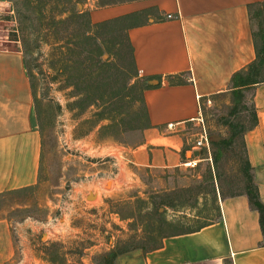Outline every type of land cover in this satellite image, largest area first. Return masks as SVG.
<instances>
[{
    "label": "rangeland",
    "instance_id": "rangeland-1",
    "mask_svg": "<svg viewBox=\"0 0 264 264\" xmlns=\"http://www.w3.org/2000/svg\"><path fill=\"white\" fill-rule=\"evenodd\" d=\"M5 1L0 5V48H19L24 52L44 152L37 186L0 195V218L8 221L14 239L12 252L4 264H104V256L112 251L143 249L139 247L150 251L159 247L165 236L196 229L217 219L220 191L225 196L245 191L242 134L226 147L220 161L222 177L216 182L217 203L211 196L198 194L211 190L204 178L209 168L216 172L213 167L216 147L212 144L211 151H202V161L196 167L183 165L151 172L127 164L121 152L145 139V129L126 130L133 119L128 112L135 109L131 99L122 103L125 113L118 118L125 122L111 132L114 136L101 137L99 127L94 128L96 107L88 106L92 98L87 97L85 103L82 100V93L87 95V86L84 82L82 89L67 86L64 67L54 56L52 37H56L57 30L47 25L48 18H60L68 0H49L47 5L44 3L47 0H34L31 6L26 0ZM78 8L82 9V3ZM263 9L252 12L259 46L260 35L264 34ZM65 27H59V34L68 36L74 27ZM103 59L110 60L104 74L109 94L124 87L133 91L135 80L129 79L117 59H110L109 53ZM68 73L73 80L82 79L79 67ZM261 78L264 79V74ZM245 94L237 114L231 113L234 107L231 91L202 101V116L211 142L232 136L230 122L246 128L252 124L254 88ZM192 155L190 152L189 157ZM188 188L193 190L187 195L189 201L176 194ZM168 196L175 198L179 206L177 210L167 208L165 213L172 225H162L163 229L151 232L159 225L156 212L166 210L161 203Z\"/></svg>",
    "mask_w": 264,
    "mask_h": 264
},
{
    "label": "crops",
    "instance_id": "crops-1",
    "mask_svg": "<svg viewBox=\"0 0 264 264\" xmlns=\"http://www.w3.org/2000/svg\"><path fill=\"white\" fill-rule=\"evenodd\" d=\"M260 2L82 0L93 23L127 18L140 78L154 86L145 92L152 127L142 142L121 152L127 164L153 172L202 161L206 149L196 146L202 101L231 91L234 75L256 61L250 5ZM253 102L258 123L245 133V142L264 203V82L254 87ZM43 152L24 52L0 48V195L37 186ZM219 206L220 215L209 225L165 236L154 250L128 251L117 264H264L261 215L249 196L221 197ZM10 229L0 218V264L13 249Z\"/></svg>",
    "mask_w": 264,
    "mask_h": 264
},
{
    "label": "trees",
    "instance_id": "trees-1",
    "mask_svg": "<svg viewBox=\"0 0 264 264\" xmlns=\"http://www.w3.org/2000/svg\"><path fill=\"white\" fill-rule=\"evenodd\" d=\"M33 1L34 0H26V3L28 6H31ZM48 2L49 0L45 1V5L49 4ZM81 3L82 0H68L65 9L62 10V16L60 18L52 16L48 18L49 22L47 25L57 30L55 31L56 37H52L54 41L53 51L54 56H56L58 59V62L64 67V79L67 86H75L78 89H82L83 82L84 85L87 86L85 88L88 90L87 95L82 93V100H84L83 102L85 103L87 97L92 98L88 106L96 107V113L94 116L96 120L94 123V128L99 127V133L101 137L114 136V134H111V132L115 129H118L119 125H122L125 122L124 119H119L118 116L123 118L125 113L122 109L123 104L126 100L130 99V103L131 105L133 104V107L135 106V109H133L131 112H128V115L130 114L133 119L129 125L126 126V130H146L152 127L148 106L146 103L145 92L154 86L149 83L151 80L150 78H140L134 47L128 33L129 26L127 23V18H120L102 23H93L90 12L84 11L82 9L80 10L78 8V5ZM263 8L264 2L250 5V11L252 12L260 11L259 9ZM45 13L46 10H43L42 15H45ZM65 13H67V16L63 17V14ZM19 14L21 15V12ZM60 26H66L65 29L68 28L67 26H69V28H74L70 33H68V36H66L65 34H59L61 30V28H59ZM77 30L78 32L75 33ZM260 36L262 39V44L259 46V44L256 42V61L253 62L248 68L236 73L232 79L233 89L231 92L234 100V107L231 111L232 114L238 113L239 106L243 104V101L246 97V90H251L256 85L264 82V79L261 78L264 74V34ZM106 53L110 54V59H117L116 63L121 65L122 69H125L126 75L129 77V79L135 80V83L132 86L135 91H130L124 87L121 91H113L109 94L107 89L108 81L104 76L105 68L110 64V60L103 59V56ZM78 67L82 71V79L80 80L78 77V80H73L71 78L72 76L68 75V72H70L73 68ZM170 80L174 82L173 77H170ZM113 106H116V108ZM244 107H247V104H245ZM114 113H116V115ZM252 115L253 120L249 127L246 128L238 122H230L229 125L234 131L230 138L222 139L220 141L212 140V142L210 140V144H212L213 147H216V152L214 151L213 154V167L216 172L213 173L212 168L207 170V175L205 176L204 180L210 185L211 190L207 191L206 193L198 191V194L199 196L203 195V197L211 196L214 202H219L216 182H219L222 177L219 173L220 161L224 156L226 147L231 146L235 138L239 134H242V145L245 151L242 170L244 172V176L246 177V187L244 192L232 194V196L243 193L249 196L252 207L260 212L261 226L264 233V203L261 199L259 186L255 181L253 167L249 160L245 142V133L253 129L258 123L256 107ZM87 134L89 133H86L85 135ZM192 192L193 190L188 188L186 190L181 189V191L176 192V194L178 196L183 195L185 201H189L190 199L187 197V195L188 193L191 195ZM220 195L223 198L227 197L221 191ZM178 196H176V198ZM199 196L196 199L197 203ZM161 204L166 207V210L162 213L159 211L156 212V214L159 216L157 220L159 225L153 228L151 232L163 229L162 225H172V222L164 217L165 213L167 212V208L174 210L179 208V206L176 204L175 198L172 200L171 196H168L167 199H164ZM179 205L184 207L183 203H180ZM220 213V206H218V216ZM212 222L213 221H209L196 229H188L180 233L198 231ZM139 248L145 249L144 247ZM145 250L147 251V249ZM128 251L129 250L112 251L109 255L104 256V264H116L118 256Z\"/></svg>",
    "mask_w": 264,
    "mask_h": 264
},
{
    "label": "built area",
    "instance_id": "built-area-1",
    "mask_svg": "<svg viewBox=\"0 0 264 264\" xmlns=\"http://www.w3.org/2000/svg\"><path fill=\"white\" fill-rule=\"evenodd\" d=\"M168 17L172 18L173 16L169 15ZM170 127H173V125L171 124ZM196 146L198 148H205L211 151L210 135L204 124V119L202 120V132H201L200 138L196 142ZM197 164H198L197 160H191L187 162V166H190V167H196Z\"/></svg>",
    "mask_w": 264,
    "mask_h": 264
},
{
    "label": "water",
    "instance_id": "water-1",
    "mask_svg": "<svg viewBox=\"0 0 264 264\" xmlns=\"http://www.w3.org/2000/svg\"><path fill=\"white\" fill-rule=\"evenodd\" d=\"M90 197H91V198H93V197H94V195H91Z\"/></svg>",
    "mask_w": 264,
    "mask_h": 264
}]
</instances>
